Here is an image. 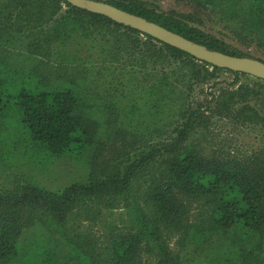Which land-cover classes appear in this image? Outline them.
<instances>
[{"label":"trees","instance_id":"16d2710c","mask_svg":"<svg viewBox=\"0 0 264 264\" xmlns=\"http://www.w3.org/2000/svg\"><path fill=\"white\" fill-rule=\"evenodd\" d=\"M94 1L264 62V0L192 1L262 58L193 15ZM222 73L233 82L202 98ZM246 77L65 0H0V122L14 109L19 124L11 150L41 165L71 161L83 174L54 189L14 175L0 189V264H137L143 254L156 264H264V115L246 101L264 81L232 90ZM225 126L257 132L260 149L247 157L221 149L216 131ZM4 135L0 125V142ZM3 148L7 180L13 155ZM187 202L209 211L188 222ZM165 233L178 236L177 255Z\"/></svg>","mask_w":264,"mask_h":264},{"label":"rangeland","instance_id":"374dc122","mask_svg":"<svg viewBox=\"0 0 264 264\" xmlns=\"http://www.w3.org/2000/svg\"><path fill=\"white\" fill-rule=\"evenodd\" d=\"M144 1L148 2L152 6L163 12L174 13L176 16L193 15V22L204 31L216 35L221 39H224L226 42L242 51L244 54H250L255 58L263 57L260 51L255 47L254 43H251L249 40L244 39L243 37L236 36L232 31H230L220 20V15L212 14L214 17H210L207 13H204L203 15L200 11H198V8L195 7L196 5L192 2L193 0ZM251 78H243L242 83L234 87V89L232 90L237 91L242 84L243 86L249 84L254 87L255 81H253ZM210 82L211 85H213L215 82H219L218 87H216L217 89H210L208 85L204 87V93L201 92V97L206 93H216V90L227 87L233 82V76L228 73L217 74L216 79ZM239 94L240 96H247L249 92H245V89H242L240 90ZM258 94H260L258 97H250L246 101L251 102V105H255L259 110H261V113L264 115V92L259 91ZM13 112L14 109L8 111L7 113L10 114L7 115L6 118H2L4 120H1L0 122V125L3 127L5 134L4 138L0 142V144H3L4 146L3 153H5V155H13L11 161L13 169H11V171H8L10 175H7V180L2 174H0V189L10 186V183H13L14 181V175H16V177L19 176L21 180L33 179L34 181L40 183L45 187H48L49 189H54L62 186H67L71 183L80 182L83 174H80L81 171L79 170L77 163H73L67 160H58L53 161L49 164L41 165L39 163H34L31 159H29V155H18V153H15L13 150H11V144L13 143V139H15V136L17 135L19 125L16 117L17 115ZM216 135L217 136L215 142L221 149H224L227 152H238L240 156L243 155V157H247L254 153L256 150L260 149L261 144L258 141L260 139V137H258L259 134L255 131L253 133L246 127L239 128L238 130H234L233 128L228 126L218 127ZM3 165H5L3 164V161H0V170ZM5 166H8V164H6ZM186 204V220H188V222H192L197 216L205 215V213L209 211V206L205 204H189L188 202ZM166 233L164 234V237L169 243L170 251L173 255H177L179 252V246L175 242L177 241L178 236L174 233ZM137 264H156V260L150 256L143 254L138 260Z\"/></svg>","mask_w":264,"mask_h":264},{"label":"water","instance_id":"95a60500","mask_svg":"<svg viewBox=\"0 0 264 264\" xmlns=\"http://www.w3.org/2000/svg\"><path fill=\"white\" fill-rule=\"evenodd\" d=\"M71 6L107 17L108 19L130 27L159 42L183 51L199 62L219 69L245 74L264 81V62L253 58H239L194 43L168 29L149 22L146 19L118 9L110 4L94 0H65Z\"/></svg>","mask_w":264,"mask_h":264}]
</instances>
